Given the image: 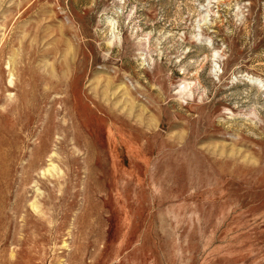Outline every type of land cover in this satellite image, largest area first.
Wrapping results in <instances>:
<instances>
[{
  "label": "rangeland",
  "instance_id": "rangeland-1",
  "mask_svg": "<svg viewBox=\"0 0 264 264\" xmlns=\"http://www.w3.org/2000/svg\"><path fill=\"white\" fill-rule=\"evenodd\" d=\"M0 264H264V0H0Z\"/></svg>",
  "mask_w": 264,
  "mask_h": 264
}]
</instances>
